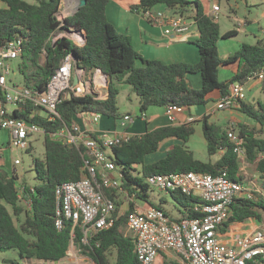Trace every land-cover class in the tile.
<instances>
[{
    "label": "trees",
    "instance_id": "16d2710c",
    "mask_svg": "<svg viewBox=\"0 0 264 264\" xmlns=\"http://www.w3.org/2000/svg\"><path fill=\"white\" fill-rule=\"evenodd\" d=\"M109 2L87 0V4L77 13L60 21L58 13L62 0H0V46L15 38L23 39L18 68L26 88L45 92L55 70L68 54L76 56L77 64L86 70L87 76L101 71L111 78L107 99H95L92 95L64 98L57 106L60 117L55 121L49 122L46 114H42L30 102L15 110L14 118L35 123L47 132H56L65 125L71 127L77 116L86 113L121 120L123 117L118 108L120 90L117 82L133 87L141 101L142 114L153 106L189 109L194 106H213L228 93L232 84H246L253 73L264 67L263 42L243 44L232 57L222 59L219 41L232 37L235 32L222 36L217 19L208 16L198 1L188 0H140V4L134 6L133 10L140 12L148 8L164 7L168 11L180 12L193 18L198 31L194 43L198 48L199 62L165 64L157 60H144L135 50L131 38L120 34L108 20ZM72 30L84 32L86 43L79 46L67 38L58 39L54 44L49 43L53 33ZM228 65H237V70L231 79L221 82V69ZM191 74L201 75V89L189 85L187 78ZM258 105L255 108L243 102L240 111L264 129V105ZM209 118L205 115L201 119L208 153L217 155L224 150L215 161L203 162L197 159L186 146L195 134L193 122L160 127L141 136H133L128 143L114 146L111 159L123 173L124 191L145 198L139 190H148L145 178L156 174L196 172L217 175L227 171L232 179L244 182L245 176L240 173L241 165L234 153L233 144L228 140L227 130L210 124ZM239 135L245 140L246 160L255 166L264 190V138L257 137L255 132L245 128H242ZM169 140H177L182 144L171 148L165 157L148 163L147 158L157 154ZM43 142L44 157L33 161L36 185L30 186L20 180L18 174L11 176L0 168V251L16 250L22 261L38 259L57 263L68 256L73 244L95 264H139L134 238L125 234L128 212L120 211L121 193L118 191L105 190L117 205L115 225L95 234L87 244L83 243L82 226H74L72 221H66L61 231L57 229L56 189L65 182L82 179L86 152L84 148H71L54 141L49 135L44 136ZM18 181L25 188L26 196L32 200L31 209L21 205ZM171 195L185 209L183 218L202 216L195 210L200 203L199 199L178 192ZM256 196V200L237 199L232 206L231 218L220 231L225 233L230 225L250 220L262 222L264 198L259 194ZM149 206L162 209L160 206ZM133 210L134 206L131 205L130 211ZM22 216L25 217L24 221ZM10 264L23 263L14 260ZM163 264L179 263L165 261Z\"/></svg>",
    "mask_w": 264,
    "mask_h": 264
},
{
    "label": "built area",
    "instance_id": "2783aa9c",
    "mask_svg": "<svg viewBox=\"0 0 264 264\" xmlns=\"http://www.w3.org/2000/svg\"><path fill=\"white\" fill-rule=\"evenodd\" d=\"M212 1L214 4L211 17L218 19L221 8L218 0ZM156 8L141 10L140 14L150 24L161 27L166 36L190 34L196 27L195 20L187 15ZM246 25V21L238 20L239 28ZM73 33L75 30L58 34L55 32L50 37L49 43L54 44L58 39L67 38L76 45H83L85 33L78 32L80 38L77 40L73 37ZM23 42V39L15 38L0 46V67L2 68L0 73V131L8 133L9 148L29 150L30 137L49 135L54 141L71 148H84L86 152L82 179L65 182L56 189V227L59 231L64 228L66 221H72L74 226H82L83 243L87 244L95 234L111 229L116 222L117 205L105 193V190H115L124 193L127 197V208L124 211L128 212L126 229L134 238L135 254L139 264H156L162 254H174L177 257L174 262L179 264H264V224L245 233H235L234 245L220 240L221 235L228 236V233L232 234L235 229L247 226L242 223L232 228L233 226L230 225L231 227L229 226L225 233L220 231L231 218L235 201L237 199L256 200V194L259 192L254 194L243 182L232 179L227 171H221L217 175L186 172L156 174L145 178L148 188L152 187L167 194L178 192L199 199L200 203L196 205L195 210L202 216L197 218L174 220L160 208L149 205L141 208L136 203V199L139 198L137 194L124 191L122 188L123 173L118 170L111 159V151L114 146L128 143L133 138L127 129L134 123V116L125 115L120 120L121 127L125 130L112 136L108 133L95 135L93 131L83 130L75 123L71 127L65 125L56 132H47L35 123L14 118V111L30 102L46 114L49 122L55 121L60 117L57 106L64 98H68L69 94L73 97L98 94L100 98L98 91L105 87L108 88L109 84L107 76L101 71L87 78L86 71L75 69L76 61L73 54L66 55L61 61L50 79L47 90L43 93L26 88L23 84L11 83L8 80L11 74L8 63L19 59ZM75 74L79 77L76 85L73 84ZM98 74L102 75L100 82L97 81ZM251 82L264 83V67L253 73L246 84ZM246 84H232L228 93L213 105L207 116L217 111L240 107L247 98ZM6 105H13L14 110L8 112ZM186 109L170 106L166 108V113L172 118L175 113ZM102 117L101 114L95 113L81 115L82 120H86L90 125L97 124ZM143 118H145L144 115ZM194 121V118L189 119V123ZM232 126L227 131V137L233 144L234 153L242 166L247 158L245 140L236 132L235 126ZM4 150L0 148L2 163L4 160L1 153ZM12 165L11 176L18 174L17 166L21 165V161L14 159ZM0 168L3 169V164H0ZM18 182L19 198L27 204L28 209H31L32 200L26 196L25 188L20 181ZM131 205L134 206L133 211H130Z\"/></svg>",
    "mask_w": 264,
    "mask_h": 264
},
{
    "label": "rangeland",
    "instance_id": "374dc122",
    "mask_svg": "<svg viewBox=\"0 0 264 264\" xmlns=\"http://www.w3.org/2000/svg\"><path fill=\"white\" fill-rule=\"evenodd\" d=\"M28 2H32V0H26ZM137 0H130L129 2H135ZM188 1H198L204 10H210L213 8L214 2L212 0H188ZM218 4L220 5L221 12L217 19V22L221 26L222 33L229 32L230 30L236 29L239 30L238 20L240 21H247V25L243 28L240 33V40L246 43H257V39L254 37L253 34L261 36V39L264 40V0H218ZM120 3V2H119ZM67 4V5H66ZM77 6V5H76ZM75 6V8H76ZM74 7L72 8L68 0H64L61 4L60 12L58 13V18L60 21H63L66 17H69L73 12H75ZM110 9V8H109ZM157 10L161 8L157 7ZM111 14V13H110ZM62 33L64 31H61ZM60 33L57 32V34ZM76 40L79 39L78 35L73 36ZM234 41V39H231ZM237 45V42H234ZM9 67L11 70L10 76H8V80L11 83L22 84V76L19 72L18 64L19 61H10ZM236 65H230L224 69H221L220 72V81L225 82L229 80L233 74L236 72ZM2 72V68L0 67V73ZM104 77V76H103ZM102 75L98 74L97 81L100 82ZM11 83H9L11 85ZM261 88L250 89L251 83H249L246 88L247 98L244 100L252 107L257 108L259 103L264 105V90L263 84L260 83ZM129 97L136 99V94L133 91V88L129 85H121L120 86V94L118 96V103L121 113L130 112L133 109L131 103L129 102ZM198 107V106H197ZM211 106H202L203 110L209 109ZM5 108L8 112H12L14 110L13 105H6ZM227 111V110H225ZM147 116L150 117L152 115H159L164 116L165 109L163 107L153 106L147 110ZM224 111H217L215 114L210 116L211 124H216L217 126L221 127L222 130H229L231 125H229L226 121V116L224 115ZM44 114V113H42ZM244 118L241 114H233V119L238 120L236 121L239 125L235 126L236 132L239 134L242 128L247 129V131H253L256 133L257 137L264 138V129L258 126L251 118H248L247 115H244ZM242 125V126H241ZM192 126L195 128V134L191 137V140L186 145L193 153L195 157L203 162H208L210 160L215 161L217 160L220 155L224 153L220 151L217 155H209L207 149V141L204 137L203 132V122L201 120L195 121L192 123ZM233 127V126H232ZM9 135L6 131H0V148H4L5 150L1 153L4 162L3 169L8 172L9 174L13 170L12 162L14 159H19L21 161V165L17 166V172L19 175L20 180L25 181L28 185L34 186L37 184L36 174L34 171V164L33 161L35 158L42 159L44 157L45 148H44V136L34 135L29 138V142L31 143V147L29 150H21L17 148H9ZM164 147V146H163ZM163 147L161 150L151 157L154 159L158 157L161 159L163 157ZM110 155V152H108ZM149 162V160H148ZM242 169L240 173L245 176L244 184L247 188L251 189L255 194L262 195L264 198V190H263V183L256 172L255 166L245 161L241 166ZM141 194L145 195V198H137L136 203L141 208L146 207L148 205H155L160 206L172 219L178 220L183 218L185 214V209L181 204H179L171 194L163 193L155 188L149 187L148 190L143 191L139 190ZM125 199H127L124 193L120 194V211L124 213L127 208V204L125 203ZM126 205L123 208V205ZM21 205H23L26 209H28L27 204L24 201H21ZM25 217L22 216V221H24ZM263 220H264V213H263ZM125 234L127 236H132L131 233L125 229ZM220 240L222 242H228L229 245H234V241H236V235L228 233V236L221 235ZM72 251L78 253L79 256H85L82 252L77 249L75 246L71 245ZM163 256V257H162ZM161 258L157 259L156 264H160L159 262L161 259L163 262L165 261H174L172 260L171 256L169 255H162ZM4 260H8L5 262ZM18 260L22 262V259L19 256L18 251L10 250L7 252L0 251V264H10L11 261ZM163 264V263H162Z\"/></svg>",
    "mask_w": 264,
    "mask_h": 264
},
{
    "label": "crops",
    "instance_id": "0c3cea01",
    "mask_svg": "<svg viewBox=\"0 0 264 264\" xmlns=\"http://www.w3.org/2000/svg\"><path fill=\"white\" fill-rule=\"evenodd\" d=\"M128 1L130 0H110L107 6V17L110 23L115 27V29L120 34H123L131 38L133 46L137 51V53L141 56V58H143L144 60H157L165 64H175V63L197 64L199 62L200 56H199L198 48L194 43L198 38V31L196 27L192 29V32L190 34L184 33L181 35L166 36L164 34V30L161 27H157L150 24L147 20H145L141 16L140 12L133 10L134 6H138L140 4V0L129 3ZM77 2L78 0H68V3L72 8L73 7L75 8ZM159 8L163 9L164 7H159ZM205 11L208 16H212V8L210 10H205ZM232 31L235 32L232 37L222 38L219 41V50L222 59H228L232 57L238 50H240L243 44H249L240 40V33L241 31L243 32L245 30L239 28V30L233 29L230 30L229 32ZM224 34L221 31V35L223 36ZM253 35L257 39V43L259 42L264 43V40L261 39V36L255 34ZM231 39H234V41ZM234 42H237V45ZM257 43H251V45H255ZM228 66H225L222 69ZM86 77L90 78L89 75ZM107 79L108 82L111 81V78H109V76H107ZM187 81L189 85L194 89L199 90L203 87V82L200 74L189 75ZM248 84L245 85L246 90H247L246 86ZM251 84L252 85L250 89L261 88L260 86L261 84L259 82H251ZM262 84H263L262 88L264 90V83ZM121 85H128V84H125L124 82H117V86L119 90ZM98 92L100 94V99L103 100L107 99L108 97L107 87L102 88ZM246 97H247V93H246ZM129 102L133 107V109L130 110V112L121 113L119 108V103H118V108L122 117H124L127 114H130L135 117L134 123H132L127 129L132 134V136H141L145 134L147 131L155 130L157 128L164 126H178L182 124H188L190 118H194L195 121L201 120L202 117L207 115L208 111L213 107L211 106L209 109L203 110L202 106H198V107L194 106L190 109L187 108L183 112L175 113L172 118L167 116L166 108H164L165 109L164 116L152 115L148 117L147 113L142 114L140 112L141 101L139 100L137 95H136V99L129 97ZM244 103L248 104L246 101ZM224 112H226L224 113V115L226 116V121L229 125L231 124L234 126L239 125L236 122L238 120L233 119V114L239 113L243 116L241 118L245 117L244 116L245 114L240 111V107L232 110H227ZM143 115L145 116V118H143ZM120 122H121L120 120H114L113 118L103 116L102 119L97 124L90 125L86 120H82L80 115L76 117L74 123L79 125L83 130L93 131L95 135L108 133L110 136H112L125 130L121 127ZM208 122L211 124L210 119L208 120ZM181 144L182 142L177 140L167 141L163 145L164 146L163 149L165 148L163 150V157H165L166 153L175 145H181ZM157 160H159L158 157L155 159L154 157L152 158L151 156L147 158L148 163ZM127 202H128L127 199H125L126 204ZM125 207L126 205L124 204L123 208ZM244 224L247 225L245 228L239 227L238 229H235L232 234L235 233L239 234L241 232L245 233L251 229H254L257 226L264 224V220L262 222L256 220L255 221L250 220L245 222ZM237 225L238 224H234L231 226H233L232 228H234L237 227ZM162 255H169L171 256L169 258H171L174 261L177 258L174 254H162ZM160 258L161 257H159V259ZM4 261L8 262V260H4ZM22 263L23 264H95V262L88 256H79L78 253L72 251V249H70V251L68 252V256L61 262L52 263V262L41 261L38 259H25L22 261ZM159 263L162 264L163 260L161 259Z\"/></svg>",
    "mask_w": 264,
    "mask_h": 264
},
{
    "label": "water",
    "instance_id": "95a60500",
    "mask_svg": "<svg viewBox=\"0 0 264 264\" xmlns=\"http://www.w3.org/2000/svg\"><path fill=\"white\" fill-rule=\"evenodd\" d=\"M62 2H64V0H62ZM87 4V0H78V2H77V6H76V10H75V12H73L70 16H73L75 13H77L82 7H84L85 5ZM79 31H75V33H78ZM75 33H73V34H75ZM71 34V33H70ZM79 34V33H78ZM83 38H84V44L86 43V41H87V39H86V34L83 36ZM74 57H75V61H76V66H75V69H77V70H82L83 72H85L86 70L84 69V68H80L79 67V65L77 64L78 63V59L76 58V56L74 55ZM104 74V73H103ZM106 76H108L107 74H105ZM79 82V77H78V75L77 74H75V76H74V79H73V84H77ZM93 97L95 98V99H100L99 98V95L98 94H93ZM73 98V95H71V94H69V96H68V99H72Z\"/></svg>",
    "mask_w": 264,
    "mask_h": 264
},
{
    "label": "bare ground",
    "instance_id": "6f19581e",
    "mask_svg": "<svg viewBox=\"0 0 264 264\" xmlns=\"http://www.w3.org/2000/svg\"><path fill=\"white\" fill-rule=\"evenodd\" d=\"M66 5H67V4H66ZM74 35H78V37H79V34H78V33H75ZM74 35H73V36H74ZM79 38H80V37H79Z\"/></svg>",
    "mask_w": 264,
    "mask_h": 264
}]
</instances>
